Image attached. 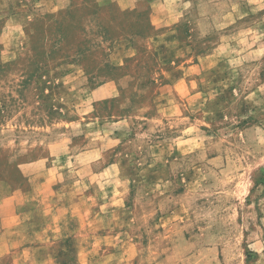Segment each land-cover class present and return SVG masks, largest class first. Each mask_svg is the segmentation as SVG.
<instances>
[{
  "label": "rangeland",
  "instance_id": "obj_1",
  "mask_svg": "<svg viewBox=\"0 0 264 264\" xmlns=\"http://www.w3.org/2000/svg\"><path fill=\"white\" fill-rule=\"evenodd\" d=\"M3 199L0 264H264V0H0Z\"/></svg>",
  "mask_w": 264,
  "mask_h": 264
},
{
  "label": "crops",
  "instance_id": "obj_2",
  "mask_svg": "<svg viewBox=\"0 0 264 264\" xmlns=\"http://www.w3.org/2000/svg\"><path fill=\"white\" fill-rule=\"evenodd\" d=\"M6 201H7V199H3V201L0 203V206L7 204ZM7 207L9 208V206H7ZM1 211H4V210L2 209ZM2 218H4V217L2 216Z\"/></svg>",
  "mask_w": 264,
  "mask_h": 264
}]
</instances>
